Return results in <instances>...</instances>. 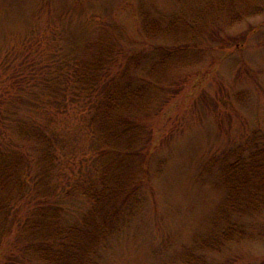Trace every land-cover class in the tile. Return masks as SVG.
<instances>
[{"label": "rangeland", "instance_id": "374dc122", "mask_svg": "<svg viewBox=\"0 0 264 264\" xmlns=\"http://www.w3.org/2000/svg\"><path fill=\"white\" fill-rule=\"evenodd\" d=\"M143 23L173 25L158 37ZM28 53L52 64L57 92L12 85L10 63ZM98 62L133 121L113 118L107 134L64 77ZM14 108L51 135L46 177L8 128ZM254 146L264 160V0H0V175L29 155L21 184L0 183V264H50L34 255L60 227L77 248L52 264H264V167L242 183L258 208L224 209L225 167ZM228 230L245 236L223 242Z\"/></svg>", "mask_w": 264, "mask_h": 264}, {"label": "trees", "instance_id": "16d2710c", "mask_svg": "<svg viewBox=\"0 0 264 264\" xmlns=\"http://www.w3.org/2000/svg\"><path fill=\"white\" fill-rule=\"evenodd\" d=\"M237 17L240 19L241 18L240 14L237 15ZM176 19L174 20L175 23H176ZM143 25L146 34L150 32H154L155 36L160 37L164 35L169 30L170 26H172L173 24L172 23L167 24L166 26H164V28L154 27V23H150V24L143 23ZM30 56L31 55L28 53L23 58L22 61H20L19 58H17V60L19 61L15 60L10 63L8 69L10 70L11 73L8 76V79L11 80V82H13L12 85H15L19 92H23L24 89H28V90L33 89V87H35L33 82H42L43 84H46L50 90L57 92L60 85V82H56V78H58L56 74L57 71L54 70V72L53 71L44 72L49 67L52 68L51 66L52 64L51 63L48 64L47 62H45L46 64L45 63L43 64V61L36 62L34 60H30L29 59ZM110 64H112V62H110ZM58 70L62 71L63 68L60 67ZM108 72H109L108 66L105 67L104 65L98 62L97 64L93 63V64L85 65L83 66L82 70L77 72L76 71L73 73L68 72L69 74L66 72V76H64L68 79H72V81H75V83L80 85V91L77 92V94L73 93L74 94L73 98L75 102L82 103L83 108L91 106L94 109L91 116L94 118L93 119L94 125L96 126V124H98L100 129L101 130L103 129L104 131L103 133L105 134H107L106 132L110 133L109 132L110 120L113 118L118 119L115 121V125L127 126V125H132L133 123V121H129L125 116H123L126 114H122V112L124 111V106L122 105L123 102L120 101L121 99H119L118 96H116L114 93L109 92L108 90L110 88H106L107 91L105 93L104 88L106 87V85L109 84L108 83L109 80L106 78ZM31 84L34 86L30 87ZM13 97L20 98L23 102L30 103L28 100H24V98L19 95L15 96L13 94ZM57 98L58 95L55 94L52 97V100L50 99V102L52 101L53 103H55L58 100ZM126 99H128V97ZM40 106L41 105L38 104L37 108ZM12 114L13 117H9L8 120L10 119L15 120L16 119L15 117H17L19 121V123H13V126L8 127L9 130L13 129V132L16 134V141H17L16 143L22 145L23 144L30 145L31 147H34L33 149H35L38 153L37 154L38 157L35 156L36 162L37 164L42 165L41 167L42 170L39 172V176L41 178L46 177L48 172L52 173L54 168L53 158L55 155L53 154V152L55 145L50 137L51 135L41 130V127L38 126L35 122H31V120L27 116L20 117L18 112L15 111V108L13 109ZM115 134L117 135H115L114 137L120 135L119 133H115ZM145 140L146 139L144 138L141 143L145 142ZM141 148L142 146H140V149ZM253 148H256L255 149L256 151L257 148L260 147L254 146ZM252 152H254V150ZM16 154L19 155L21 159L17 157L14 160L10 158L8 160L5 159L2 161V162H7V164L9 162L10 163L13 162L11 167H14L15 169L17 168V171H15L14 169L15 172L13 171L14 173L13 175L11 174L12 173L11 170L8 173L3 172L0 175L1 184L10 185L12 181L14 182L19 181V183L21 184L24 181L21 175L22 172L20 170V166L21 165L24 166L23 164H21L22 162H25L22 159L28 158L29 155L25 153L20 154L19 152ZM238 158L239 159H236L232 164L226 166L223 173V181L224 184L227 186L226 187L227 195L225 197L224 209H227L228 206L231 207L232 209H236L240 212H244L245 209L250 208V206L253 205L252 204L253 200H252V196H250L251 193L249 191H245L242 188L243 185L242 183H244V185L246 186H248L249 184L248 182H252V184L256 183L255 176L256 174L258 175V170L264 167L262 166V163L264 165V160L262 157V151L260 150L259 152V149L253 155L250 153V155L247 156V159L243 160V158L240 156ZM0 159L2 158L0 157ZM242 171H244V175L246 176L240 175ZM241 193L244 194L243 197H240ZM83 195L86 196L85 191ZM262 199H264V197ZM251 208L252 210H255L256 208H258V206L255 204ZM61 229L62 227L58 228L57 231H55L56 236L59 237L57 240L50 239L53 240L54 244L51 243L52 241L51 242L46 241L44 243L42 242L40 243L42 249L41 251L37 252L36 255H34L35 259L37 258L38 261H42L43 263L52 264L56 262L54 261L53 257H56L58 255H63L64 252L66 253L67 249H65V247L67 244H70V247L72 249L77 248L78 241H75L74 239L67 244L63 242V239L66 238L69 234H71L73 229H63V230ZM106 232H107L106 229H104L100 231V234L106 235L107 234ZM232 232H230L229 230L222 232L223 233L221 234L222 241L226 243L233 241H240L243 239V236H245L243 233L241 234L238 233L237 235L234 236ZM7 234H8L7 230L6 231L2 230V232L0 233V240H2V238ZM46 237L48 238V233H46ZM217 237L219 240L220 239L219 236ZM213 242L216 243V245L218 246L217 242L219 243V241H217L214 238H211L210 246H209L210 250L216 249L215 246L213 245ZM50 244L53 245L50 246ZM61 250H63V252H61ZM87 257L91 258L90 252L88 253ZM91 260L92 258L89 259V264H91L90 262Z\"/></svg>", "mask_w": 264, "mask_h": 264}]
</instances>
